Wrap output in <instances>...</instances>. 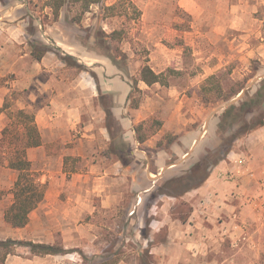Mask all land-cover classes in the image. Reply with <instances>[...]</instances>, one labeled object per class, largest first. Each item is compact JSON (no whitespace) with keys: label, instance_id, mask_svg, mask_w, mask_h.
Masks as SVG:
<instances>
[{"label":"rangeland","instance_id":"1","mask_svg":"<svg viewBox=\"0 0 264 264\" xmlns=\"http://www.w3.org/2000/svg\"><path fill=\"white\" fill-rule=\"evenodd\" d=\"M115 31L120 32V40L105 39L120 76L131 89L126 116L133 121L128 136L136 139L127 150L137 158H125L126 167L107 153L123 139L124 131L117 128L112 129L115 139L109 146L97 134L94 149L87 146V158L61 157L62 147L50 145L47 157L38 154L31 162L39 181L47 185L44 200L24 228H12L4 220V212L13 201L17 172L2 159L16 151L8 144L14 138L12 123H18L14 113H34L37 106L48 103L50 93L44 88L53 83L50 70L58 69L59 61L49 53L47 59L53 62L39 70L31 51L40 50L35 45L43 44L53 52L60 47L74 57L86 53L94 57L97 51L85 46L84 39L92 43L96 35L102 38L103 33ZM81 61L78 63L84 65ZM145 65L162 75L167 85H146L140 77ZM85 73L65 66L56 75L63 80L60 89L68 92L69 82ZM263 74L264 0H105L84 14L79 6L69 4L56 21L41 1H0V80L4 81L0 86V240L32 241L65 251L38 257L21 248L5 264H188L185 246L166 245L165 233L151 228L165 209L152 193L163 181L182 175L218 149L215 125L219 114L206 128L207 120ZM93 102L100 105L99 97ZM4 103L8 110H2ZM6 127L10 135L4 141ZM201 134L193 153L181 162ZM247 135L232 150L248 149L242 142ZM163 161L166 164L158 167ZM170 165L176 166L160 176ZM225 171L218 170L217 178L235 181L234 174ZM245 187L252 190L250 183ZM198 189L177 198L174 206L168 197L162 198L183 231L196 229L199 223L213 229L226 217L209 206L212 221L202 220L209 197L196 194ZM244 217L245 222H239L243 228L264 230V221L254 219L252 208L244 211ZM175 239L177 244L181 241ZM261 242L264 260V239ZM219 243L226 244L225 240Z\"/></svg>","mask_w":264,"mask_h":264},{"label":"crops","instance_id":"2","mask_svg":"<svg viewBox=\"0 0 264 264\" xmlns=\"http://www.w3.org/2000/svg\"><path fill=\"white\" fill-rule=\"evenodd\" d=\"M48 55L49 53L45 54L40 62L35 61L39 70L42 67L49 68L50 62H53V59L51 61L47 59ZM75 58L81 59L82 64L97 75L101 93L112 96L114 104L112 113L124 130L123 140L131 147L136 138L128 136V133L131 134L133 122L131 116H126L130 87L124 82L119 70L112 65L109 59L91 57L88 53L85 56L76 55ZM64 67V64L58 61L56 63L58 69L50 70L53 74L50 75L53 83L47 84L44 88V92L50 93L49 101L45 105L37 106L34 110L41 145L27 150L26 154L30 162L34 161L38 154L47 157L50 145L62 147L61 157L87 158L90 156L87 153V146L91 150L94 149L99 133L107 145H110L111 139L105 127L106 115L102 107L93 102V98L99 97L96 82L88 73H85L69 82V91L65 92L60 89L59 85L63 80L56 77ZM77 95L84 98V101H79ZM29 98L34 102L36 100L32 96ZM78 129L79 131L76 132ZM242 142L248 149L232 150L227 156V160L212 171L202 189L195 191L196 194H205L209 197L206 201L209 203L205 202V207L208 206L207 211L206 209L202 210L206 212L202 220L212 221V210L209 206L226 214L227 218L224 217L219 227L210 229L207 223H199L196 225V229L183 231L180 228V220L170 213L171 208L167 209L166 207L169 204L166 200L171 202V206H174L176 198L166 197V200L160 198L162 202L160 205L162 204L161 206L165 209L151 228L155 229V233H165L166 245L185 246L189 258L188 264H264L260 252L264 230L250 231L240 224L245 222L244 211L249 208H252L254 219L256 216L258 222L264 221V215L261 213V210H264V126L248 134ZM130 154L134 159L137 158L134 152H130ZM117 164L119 163H114V165ZM165 164L166 161H163L162 164H158V167H163ZM218 170L233 173L235 181L222 182L217 178ZM249 183L252 190L249 189L248 192L245 185ZM245 190L247 194L244 193ZM188 202L191 203V201ZM192 206L195 211L192 216L196 217L195 209L198 205L195 202L192 203ZM214 213L216 212L214 211ZM175 238H179L181 241L177 244ZM183 239L185 240L182 241ZM219 240H225L226 244L223 246ZM163 252L171 257L166 250Z\"/></svg>","mask_w":264,"mask_h":264},{"label":"trees","instance_id":"3","mask_svg":"<svg viewBox=\"0 0 264 264\" xmlns=\"http://www.w3.org/2000/svg\"><path fill=\"white\" fill-rule=\"evenodd\" d=\"M3 1V0H0ZM43 2V7L51 11L54 21L60 15L61 10L67 5H77L81 12L86 13L92 5H100L105 0H38ZM115 7H106V10L113 11ZM102 38L95 36L92 43L88 38L84 39V45L95 49L97 57L107 58L112 65L119 69L116 57L111 54L108 41L120 40V32H113L110 35L102 34ZM106 38V39H105ZM40 50H32L31 57L40 62L42 57L47 53H53L58 60L67 67L81 69L86 71L96 82L99 92L100 105L106 115L105 127L110 136L111 142L115 139L112 129L117 128L119 132L124 131L118 120L112 113L114 107L111 95L102 94L99 89V81L97 75L88 69L85 65L78 63V59L74 56L61 51L59 48H54L55 52L51 51L43 44L35 45ZM33 46V48H35ZM95 57V56H94ZM141 80L148 86L153 84L167 85V81L162 75L155 74L147 65L141 69ZM3 80H0V86L3 85ZM133 90V87H132ZM129 98V96H128ZM7 103H4L2 110H8ZM18 120L17 124L12 123V131H14L13 140H9V146L16 149L13 154L3 157L2 161L7 167L17 172V178L13 186V201L4 212V220L14 229L24 228L29 222L30 214L43 202L47 185L39 181L35 172L32 169V164L27 158V150L36 148L41 145V137L35 123L34 113L25 110H18L14 113ZM11 120V118H10ZM264 126V79L259 81L253 88L248 90L244 97L235 105L230 106L217 117L215 125L216 136L220 139L218 149L210 152L203 157L187 172L180 176L171 177L158 185L155 193L156 198L164 197L179 198L186 193L200 188L209 178L210 170L217 166L220 162L225 161L231 153L234 143L244 135H247ZM9 128L6 127L2 131L4 138L9 137ZM141 143L140 138H138ZM18 144V145H16ZM113 144V143H112ZM129 144L123 139H120L116 145L107 153L116 156L118 161L123 166L127 167L125 158L134 160L130 151L127 150ZM25 249L33 256L45 257L63 255L65 251L62 247H56L49 244L34 243L32 241L18 240H0V264H5L8 257L14 256L19 249Z\"/></svg>","mask_w":264,"mask_h":264},{"label":"water","instance_id":"4","mask_svg":"<svg viewBox=\"0 0 264 264\" xmlns=\"http://www.w3.org/2000/svg\"><path fill=\"white\" fill-rule=\"evenodd\" d=\"M262 79H264V74L263 75H260L258 77H256L250 84H248L235 98L231 99L230 101H228L227 103H225L224 105H222L221 107H219L214 113H212V115L210 116V118L207 120V124H206V128L208 127V124H209V121L210 119L215 116L216 114H219L221 113L222 111H224L225 109L229 108L230 106L232 105H235L237 104L243 97L244 95L246 94V92L248 90H250L251 88H253L259 81H261ZM202 138V134L198 137V139L196 140V142L194 143L191 151L185 155V157L183 158V161H185L194 151V149L196 148V146L198 145V143L200 142ZM176 165H170V166H167L165 167L163 170H162V173L160 174V176L167 170L169 169L170 167H174Z\"/></svg>","mask_w":264,"mask_h":264}]
</instances>
